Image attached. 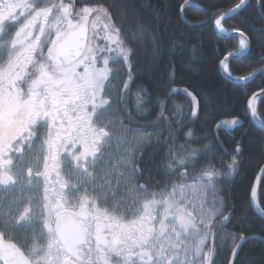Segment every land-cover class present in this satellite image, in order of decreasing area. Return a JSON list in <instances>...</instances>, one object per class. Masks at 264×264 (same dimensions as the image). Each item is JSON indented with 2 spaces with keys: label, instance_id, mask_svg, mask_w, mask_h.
<instances>
[{
  "label": "snow or ice",
  "instance_id": "snow-or-ice-1",
  "mask_svg": "<svg viewBox=\"0 0 264 264\" xmlns=\"http://www.w3.org/2000/svg\"><path fill=\"white\" fill-rule=\"evenodd\" d=\"M249 4L259 27L232 29L236 51L216 55L212 69L237 85L241 111L213 128L224 103L215 83L182 90L187 112L168 106L181 92L171 86L177 73L202 77L208 69L202 45L170 33L160 12L149 18L123 0L127 22L116 24L109 8L90 0H0V264H264V252L259 260L240 255L250 237L225 231L253 207L264 215L251 181L242 201L228 200L251 121L264 132V83L258 92L246 83L264 77V55L248 75L233 76L230 67L253 46L264 49V0L202 11L223 33L225 16ZM189 6L199 8L183 0L181 14ZM141 52L146 62L134 64ZM185 53L187 62L179 59ZM137 66L155 78L138 86L133 110ZM226 129L244 131L229 142L218 135ZM257 184L264 194V168ZM188 191L199 195V212L188 210ZM228 239L231 255L219 261Z\"/></svg>",
  "mask_w": 264,
  "mask_h": 264
},
{
  "label": "trees",
  "instance_id": "trees-1",
  "mask_svg": "<svg viewBox=\"0 0 264 264\" xmlns=\"http://www.w3.org/2000/svg\"><path fill=\"white\" fill-rule=\"evenodd\" d=\"M93 4H98L103 7L109 8L113 14V22L120 24L121 22L126 23L127 17L124 15L122 8L120 7L123 0H90ZM138 8L137 11L141 15L149 17V14L156 10L161 13L163 17L162 23L167 27V30L171 32H176L179 35H187L191 38L192 43L197 46L202 45V54L205 60V66L208 69L205 76L202 77H191L185 73H177L175 76V83L171 86L173 88L180 89L181 92L174 94L172 99L168 102L169 108L175 106L181 107L185 112L188 110L189 100L183 95V89L188 88L192 90L191 86H195L197 90L210 87L215 83L217 90L221 93L224 103L221 109V113L218 119L213 123L214 128L215 123H219L224 119H232L230 113L235 109L237 112L241 111L239 105L242 93L238 91L237 85L226 80L220 72L212 71L213 66L218 64L215 60L216 55H221V57L228 51H236L239 38L236 37H223L218 34L214 29V21L206 20L205 10L207 12H218L227 13L229 9L234 8L239 0H192L193 4H198L199 8H190L185 10L184 15L188 22L192 24H200L198 26H191L183 22L180 16L181 4L183 0H135ZM166 6V7H165ZM252 16V8L249 4L242 12L236 16L225 21L224 27L227 29V33H233L232 29H247L251 31L254 28L259 27L255 23L254 18L249 19ZM150 18V17H149ZM202 21H206L201 23ZM247 21V24H245ZM161 21L157 20L156 23ZM177 35V38H179ZM264 55V49L258 45L253 46L251 53H247L242 58L233 59L230 61V67L233 76L248 75L249 71L253 67H259L258 57ZM189 58V53H185L183 59L187 62ZM255 58V59H254ZM147 60L146 53H139L137 58L133 61L134 64L142 65ZM143 71L142 67L137 66L133 70L134 83H130V94L128 97V105L130 109H135V100L137 88L140 85L147 86L146 81L154 79V76L144 77L140 73ZM218 72V75H217ZM156 75H163L162 70H156ZM207 80L205 83L204 81ZM264 83V77L260 75L250 84H248V89L251 91L258 92L259 86ZM153 95L157 94L156 89H152ZM247 91V89H246ZM162 98V97H161ZM159 111V109H157ZM155 115V114H153ZM168 115V113H165ZM153 117H148L151 120ZM138 123L144 124L147 121L139 120ZM201 122H197L195 125L196 135H201ZM251 127H248V137L245 140V153L243 157V164L239 169L240 174L235 176L232 188L234 191L228 194V200L230 202L242 201L246 195L250 194V188L248 187L249 181L254 185L255 180L260 172V169L264 167V152L260 149L261 137L264 136V132H261L253 122L251 121ZM247 127V125H246ZM208 129L205 128L204 131ZM244 131V129H239L233 132L231 129L222 130L218 133L221 140H228L230 142L231 136H239V132ZM211 140V136L209 137ZM208 141H205L207 143ZM227 146V144L225 145ZM193 147H198V145L193 144ZM152 179L156 182L166 181L164 175L153 174ZM188 183H192L191 180ZM162 189H157L155 187L151 188V191H160ZM261 203H264V194L258 192ZM226 232H243L244 235L248 237H260L264 238V220L259 217L253 210L249 211L244 215L242 219L233 220L228 223ZM219 244V240H217ZM232 241L230 239L223 245L217 248V259L219 261H224L230 257V245ZM264 252V242L258 240H249L242 246V252L240 255L245 258H252L259 260L261 258V253Z\"/></svg>",
  "mask_w": 264,
  "mask_h": 264
},
{
  "label": "water",
  "instance_id": "water-1",
  "mask_svg": "<svg viewBox=\"0 0 264 264\" xmlns=\"http://www.w3.org/2000/svg\"><path fill=\"white\" fill-rule=\"evenodd\" d=\"M194 5H195V4H194ZM190 8H195V7H193V6H189V7L185 8V9L183 10L182 14H181V11H180L181 19L183 20V22H185L186 24L191 25V26H198V25H200V24H192V23L188 22L187 19L185 18L184 12H185V10L190 9ZM244 9H245V8H244ZM244 9H242V10H238L237 13H229L227 16H225V19L222 21V23H224V22L227 21L228 19H230V18L236 16L237 14H239L240 12H242ZM214 29H215V27H214ZM215 31H216L218 34H220L221 36H223V37H236V38H240V37H239V34H238L237 32H233V33H231V34H228V33H221V32H219V31L216 30V29H215ZM246 54H247V52L244 53V54H241V57L245 56ZM233 59H237V58L234 57ZM233 59H232V60H233ZM220 72H221V74L223 75V77H224L226 80L229 81L227 75L224 73V71H223L222 68H220ZM259 75H260V74H256L255 77H254L253 79L247 81V82H246L247 85L250 84L251 82H253V81H254ZM230 82H231V81H230ZM242 83H244V82H242ZM252 122H253V124H254L258 129H260V128H259V124H258V122H257L256 120H252ZM263 168H264V167H263ZM259 174H260V172H259ZM259 174H258V176H259ZM258 176H257V177H258ZM254 185L257 186V194H258V192H259V187H258V184H257V178H256V180H255ZM253 210H254V212H255L259 217H261V218L264 220V215H261V214L256 210L255 207H253ZM249 240H258V241L264 242V238H260V237L253 236V237H250V239L243 241L242 244H241V247H242L247 241H249Z\"/></svg>",
  "mask_w": 264,
  "mask_h": 264
},
{
  "label": "rangeland",
  "instance_id": "rangeland-1",
  "mask_svg": "<svg viewBox=\"0 0 264 264\" xmlns=\"http://www.w3.org/2000/svg\"><path fill=\"white\" fill-rule=\"evenodd\" d=\"M122 78H126V76H124L123 73H122ZM121 82H122V80H121ZM113 83L115 84V81H113ZM117 119H118V117H117ZM118 152H119V148H117L115 145H113V153L116 154ZM189 184H191V183H189ZM186 197L189 200V203L187 205L188 210L189 211L195 210V212H199V210H200V197H199V195L195 194V193H193L191 191H188V192H186ZM207 199L208 200L211 199V194L210 193L207 194ZM209 206L210 205H207V204L205 205L206 208L209 207ZM231 246H232V243L230 245V248H231Z\"/></svg>",
  "mask_w": 264,
  "mask_h": 264
},
{
  "label": "flooded vegetation",
  "instance_id": "flooded-vegetation-1",
  "mask_svg": "<svg viewBox=\"0 0 264 264\" xmlns=\"http://www.w3.org/2000/svg\"><path fill=\"white\" fill-rule=\"evenodd\" d=\"M115 83H116V81H115ZM119 86H120V87L123 86L122 82L119 84ZM119 118H120V117L118 116V119H119ZM37 147H38V145H37ZM41 194H42V181H41Z\"/></svg>",
  "mask_w": 264,
  "mask_h": 264
}]
</instances>
